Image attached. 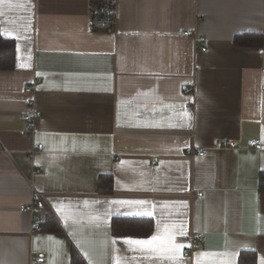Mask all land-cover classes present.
I'll use <instances>...</instances> for the list:
<instances>
[{"label":"crops","instance_id":"obj_1","mask_svg":"<svg viewBox=\"0 0 264 264\" xmlns=\"http://www.w3.org/2000/svg\"><path fill=\"white\" fill-rule=\"evenodd\" d=\"M114 2L105 33L89 0H0V37L13 46L0 69V264H70L72 247L85 264H239L242 253L264 264V0ZM29 98L42 114L33 133ZM189 147L205 155L188 158ZM33 190L36 231L19 211ZM113 218L153 230L113 236ZM192 231L204 241L188 257Z\"/></svg>","mask_w":264,"mask_h":264},{"label":"built area","instance_id":"obj_2","mask_svg":"<svg viewBox=\"0 0 264 264\" xmlns=\"http://www.w3.org/2000/svg\"><path fill=\"white\" fill-rule=\"evenodd\" d=\"M90 1V22L93 30L97 32H105L111 33L114 31L115 27V2L114 0H89ZM184 36L193 38V42L195 45V49L199 52H205L206 47L203 45L205 40L201 36H197L196 33H193L191 30H186L183 32ZM203 45L202 47H199ZM38 80L33 82L31 89L25 88V93L27 95L32 96L38 86ZM189 89H186L184 93H188ZM29 107L35 108V103L33 98H29L27 100ZM42 114L39 112H27L26 115L23 116V121L25 123V131L31 132L34 129L35 123L41 118ZM214 149L216 150H230L235 147V143L231 140H217L214 144ZM250 147L254 150H261V143L259 140L253 139L250 142ZM42 151L43 144L38 143L36 148L29 152V157H32L35 151ZM205 155L204 148H195L189 147L185 150V156L188 158H192L195 156L203 157ZM156 162L153 161V164ZM41 171V168L35 170V173ZM33 199L30 203V207L28 209L24 207H20V212H25L32 216L33 230L36 231L38 229L39 218L36 217L34 208L41 203V196L33 190ZM198 196H201L199 193ZM204 236L202 233L192 231L185 239L184 242V250L185 254L188 257H191L203 244ZM29 264H42L41 257L35 254H32L29 260Z\"/></svg>","mask_w":264,"mask_h":264},{"label":"trees","instance_id":"obj_3","mask_svg":"<svg viewBox=\"0 0 264 264\" xmlns=\"http://www.w3.org/2000/svg\"><path fill=\"white\" fill-rule=\"evenodd\" d=\"M12 43L10 41H6L0 37V69L10 67L6 65L9 61V56L11 55ZM4 64V65H3ZM260 184L261 189L264 187V177L260 176ZM99 190L102 193H110L112 191V181L109 177L100 176L98 182ZM47 223L49 222L46 221ZM153 230V222L146 221L144 219H119L113 218L111 220V233L113 236H147ZM54 233H61L62 229L56 226L53 229ZM252 256L251 264H256V256L253 253H242L239 256V264H244L243 255ZM255 258V259H254ZM70 264H85L80 254L77 250L72 247L71 248V258Z\"/></svg>","mask_w":264,"mask_h":264},{"label":"snow or ice","instance_id":"obj_4","mask_svg":"<svg viewBox=\"0 0 264 264\" xmlns=\"http://www.w3.org/2000/svg\"><path fill=\"white\" fill-rule=\"evenodd\" d=\"M129 203H144L143 201H137V202H129ZM135 215H152V213H135ZM157 237L153 236L150 240H138V239H128L125 242L129 244H135V245H151L154 241H156Z\"/></svg>","mask_w":264,"mask_h":264},{"label":"bare ground","instance_id":"obj_5","mask_svg":"<svg viewBox=\"0 0 264 264\" xmlns=\"http://www.w3.org/2000/svg\"><path fill=\"white\" fill-rule=\"evenodd\" d=\"M26 88H28V89H31V86H28V87H26ZM26 105H27V111L28 112H39V113H41L39 110H37L36 108H31V107H29V105H28V103H27V101H26ZM30 133H33V130L30 132ZM43 151V150H42ZM42 151H35L34 152V154H33V156L37 153V152H42ZM32 156V157H33ZM32 201V200H31ZM31 203V202H30ZM30 203L28 204V205H25V206H21V207H24V208H26V209H28L29 207H30ZM41 207V203H39V205L37 206V207H35L34 208V211L37 213L38 212V209ZM25 213V212H24ZM30 218H31V220H32V216L30 215ZM39 219H40V217H38Z\"/></svg>","mask_w":264,"mask_h":264}]
</instances>
